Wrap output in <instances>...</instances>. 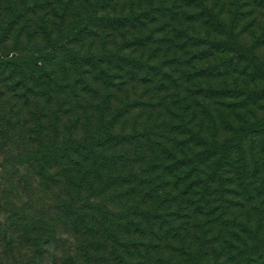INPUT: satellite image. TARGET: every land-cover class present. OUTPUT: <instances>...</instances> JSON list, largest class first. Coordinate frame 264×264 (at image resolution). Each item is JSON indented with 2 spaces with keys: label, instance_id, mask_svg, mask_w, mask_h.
Returning <instances> with one entry per match:
<instances>
[{
  "label": "rangeland",
  "instance_id": "rangeland-1",
  "mask_svg": "<svg viewBox=\"0 0 264 264\" xmlns=\"http://www.w3.org/2000/svg\"><path fill=\"white\" fill-rule=\"evenodd\" d=\"M46 1L25 0L38 12L30 8L25 11L27 14L19 25L0 42L1 53L30 52L36 43H41L43 34L36 23L49 28L62 16L59 0ZM150 2L155 7L160 0H126L124 9L125 12L131 8L148 9ZM178 2L181 6L177 7V13L184 22L183 27L204 37L208 26L199 1ZM42 3L46 10L40 8ZM122 4L121 1L118 10ZM50 5L57 8V15ZM21 6V0H0V34L1 29L3 31V27L15 19L13 10ZM207 6L220 13L227 23L233 18L236 42L245 48L251 47L264 67V0H207ZM153 14L151 19L154 20L141 29L142 33L154 35L152 41L125 51L142 57L152 66L137 69L133 76L121 72L125 78H115L111 88L94 83L87 94L79 92L78 97L64 100L62 95L54 94V88L49 96L44 86L14 84L4 81L5 76L0 75V264H87L81 255L85 244L81 225V154L78 150L66 153L63 147L53 149V145L81 136L86 121L97 126L101 117L99 107L104 103L107 104L106 115L128 104V112H122L113 124L114 132L135 133L132 144L116 150L130 163L126 168L141 170L150 165L152 170L147 171L146 177L162 175L161 184L170 183L167 190L173 188V180L163 176L161 165L170 162L166 157L184 154L191 157L198 151L193 145H186L189 132L177 128V124H186L195 130L201 125L202 134L221 141L230 135L232 125L236 126L241 116L250 120L264 117V92L252 95L255 89L264 86V75L254 72L246 57L241 56L236 61L233 49L207 48L206 43L201 42L183 49L173 45L177 58H172L171 51L165 52V42L160 39L165 31H171L168 28L172 23H177L165 24L168 17L162 18L156 10ZM65 17L64 31L75 25L78 15L70 10ZM92 40H85L83 51L99 49L100 41ZM117 41H120L118 37ZM202 50L205 52H196ZM182 107L188 110L181 117ZM165 149L172 153L167 155ZM177 193L172 190L169 199ZM225 199L227 213L239 216L240 225L233 232L220 229L216 224L205 225L206 218L198 217L191 219L188 231L180 230V235L170 233L165 238L166 224L159 232L161 240H157L156 235H147L138 236L135 241L156 245L154 250L149 244L151 260L161 256L162 261L170 259L178 264L181 260V264H192L189 254L183 250L186 248L190 254L200 250L198 264H246L243 254L238 253L243 241L252 244L253 232L258 238H264V194ZM177 202H169L170 208L162 204L158 211L175 213ZM155 203L152 199L145 208H152ZM183 203L188 204L185 200ZM178 213L185 211L180 209ZM170 218L174 226L186 219L180 220L174 214L168 216ZM244 222L252 233L241 230ZM145 232L148 234L149 230ZM96 259L104 261L97 264L107 263L99 257Z\"/></svg>",
  "mask_w": 264,
  "mask_h": 264
},
{
  "label": "trees",
  "instance_id": "trees-1",
  "mask_svg": "<svg viewBox=\"0 0 264 264\" xmlns=\"http://www.w3.org/2000/svg\"><path fill=\"white\" fill-rule=\"evenodd\" d=\"M59 1V8L62 10L59 22L53 21L49 28L45 24L36 23L41 29L43 39L41 43H36L33 50L0 52V75L5 76L4 81L10 80L23 86H28L29 83H32L31 87L44 86L49 96L54 88V94L62 95L64 100L78 97L79 92L87 94L92 91L94 83L99 82L105 88H111L115 78H125L126 74L133 76L137 69L144 70L152 66L141 59L142 57L132 56V52L125 51L152 41L154 35L142 33L141 29L154 20L151 18H154L155 10L162 18L168 17L165 24L171 21L177 23H172L168 28L171 31H165L160 39L165 42V52L171 51L172 58H177L173 45L183 49L203 42L207 48L219 46L233 49L236 61L244 56L247 63L249 60L248 66L254 67V72L264 75V67L251 47L245 48L236 42L233 18L228 23L223 21L220 13L215 12L214 8H208L207 0H198L204 9V23L208 26L204 37L192 34L193 31L191 33L187 26L183 27L184 22L177 13V7L181 6L178 4L179 0H160L155 7L150 2L148 9L131 8L127 12L124 9L126 0ZM121 1L122 8L118 10ZM44 3L40 8L46 10ZM46 3H50L49 0ZM21 4L20 9L13 10L15 19L9 21L3 31L1 29L0 42L19 25L20 20L27 14V9L38 12L31 4L25 3V0H21ZM49 7L55 15L58 14L55 6ZM70 10L77 13L78 19L74 26L64 31L65 16ZM34 32L35 29L32 33ZM88 38L93 39L92 41L98 39L99 49L83 51V43ZM123 71L125 75H121ZM263 92L264 86L255 89L252 95ZM106 105L104 103L99 107L101 117L97 126H91L86 121L81 136L53 145V149L63 147L66 153L78 150L81 154V225L85 243L81 255L85 263L104 262L96 259L99 257L106 264H174L170 259L162 261L161 256L151 260L150 249L153 247L155 250L156 245L136 242L135 239L138 236L156 235L157 240H161L159 232L166 224L168 228L164 230L165 238L170 233L180 235V230L187 232V224L198 217L206 218L205 225L216 224L220 229L222 227L233 232L240 225L237 220L239 216L227 213L225 198L231 196L244 199L252 197L253 193L257 196L264 194V117L250 120L241 116L239 123L232 125L230 135L221 141H217L214 136L209 139V136L202 134L201 125L195 130L186 124H177V128H185L189 132L185 138L186 145H193L198 151L191 157L185 154L182 157H166L170 158V162L161 165L163 176H169L173 180L174 188L167 190L170 183L161 184L164 179H160L162 175L146 177L147 171L152 170L150 165L141 170L126 168L130 163L123 153L116 150L132 144L135 133L114 132L113 124L122 112H128V104L112 115L104 112ZM186 110L187 107L181 108V117ZM164 152L167 155L172 153L170 149H165ZM172 190H177L178 195L174 194L169 199ZM138 197L141 200H135ZM130 199L135 201L128 202ZM152 199L156 206L145 208ZM172 200L178 201V211L170 214L158 211L162 204L170 208ZM184 200L188 204L185 205ZM180 209L185 213H178ZM173 214L179 216L180 220L186 219L174 226L171 218L168 219ZM241 228L252 233L246 222L241 224ZM146 230H149L148 234ZM253 233V243L243 241L242 250L238 253L243 254L246 264H264V238H258L257 233ZM183 250L189 254L192 264H198L200 250L191 254L188 249ZM178 261L181 264V260Z\"/></svg>",
  "mask_w": 264,
  "mask_h": 264
}]
</instances>
